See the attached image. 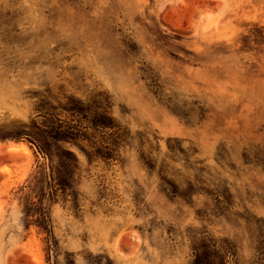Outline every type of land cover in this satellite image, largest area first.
Listing matches in <instances>:
<instances>
[{
	"label": "rangeland",
	"instance_id": "374dc122",
	"mask_svg": "<svg viewBox=\"0 0 264 264\" xmlns=\"http://www.w3.org/2000/svg\"><path fill=\"white\" fill-rule=\"evenodd\" d=\"M206 248L264 264V0H0V264Z\"/></svg>",
	"mask_w": 264,
	"mask_h": 264
},
{
	"label": "trees",
	"instance_id": "16d2710c",
	"mask_svg": "<svg viewBox=\"0 0 264 264\" xmlns=\"http://www.w3.org/2000/svg\"><path fill=\"white\" fill-rule=\"evenodd\" d=\"M71 135L74 136V134ZM70 156L73 157L72 154H70ZM68 161L71 162V160ZM60 185L64 188L67 187V185L64 183H61ZM213 257H215V251H211L209 248L203 249V252H201V250H197L196 260L194 264H217V262L213 260Z\"/></svg>",
	"mask_w": 264,
	"mask_h": 264
}]
</instances>
